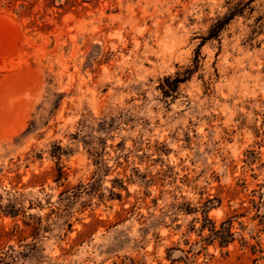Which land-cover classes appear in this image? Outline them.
I'll list each match as a JSON object with an SVG mask.
<instances>
[{
  "label": "rangeland",
  "instance_id": "374dc122",
  "mask_svg": "<svg viewBox=\"0 0 264 264\" xmlns=\"http://www.w3.org/2000/svg\"><path fill=\"white\" fill-rule=\"evenodd\" d=\"M0 264H264V0H0Z\"/></svg>",
  "mask_w": 264,
  "mask_h": 264
},
{
  "label": "trees",
  "instance_id": "16d2710c",
  "mask_svg": "<svg viewBox=\"0 0 264 264\" xmlns=\"http://www.w3.org/2000/svg\"><path fill=\"white\" fill-rule=\"evenodd\" d=\"M235 13H239V12H232L229 16H225L223 19L217 20V22L210 27L207 36L205 38H202V41L205 42L208 40H218L221 31L229 23V21L235 15ZM198 63H199L198 59H195V67L198 66ZM192 73H193V69L188 68L182 74H176V76L173 79H171L172 81L171 86L168 88L167 91L163 92L164 96L168 97L173 93H175L179 84L187 81Z\"/></svg>",
  "mask_w": 264,
  "mask_h": 264
}]
</instances>
